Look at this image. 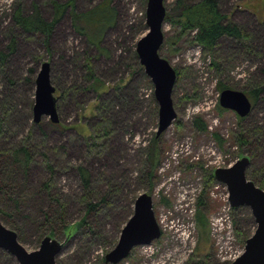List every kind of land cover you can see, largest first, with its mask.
Masks as SVG:
<instances>
[{
	"label": "rangeland",
	"instance_id": "374dc122",
	"mask_svg": "<svg viewBox=\"0 0 264 264\" xmlns=\"http://www.w3.org/2000/svg\"><path fill=\"white\" fill-rule=\"evenodd\" d=\"M51 1L0 0V51H6L10 38H15V51L5 65H0V106L9 104V108L0 107V114L8 117L9 123L0 144L7 149L18 146L23 136L29 135L28 144L35 152L27 171L19 169L14 178L24 186L20 208L13 206L7 194L0 193V221L14 227L28 251L36 249L47 232L44 216L58 217L60 209L50 200L51 195L64 199L67 224L77 222L84 213L77 174V166L83 165L99 192L112 186L118 189L107 207L94 219L89 218L94 230L82 227L66 238L56 229L55 235L63 243L56 264H110L104 255L116 244L132 214L134 200L142 192L151 195L160 236L133 247L115 264H229L226 246H231L232 253L242 252L256 224L249 207L232 210L226 186L211 174L216 167H227L243 155L252 163L246 174L264 167V0H220V11L250 34L254 52H237L232 49L237 43L227 39L216 47L218 57L204 51L192 39V32H180L175 24L180 12L178 0L163 1L168 19L162 27L164 41L159 50L180 75L172 92L176 117L157 136L161 159L149 180L145 175L149 169L148 145L157 129V103L152 101L149 77L139 68L138 57L133 56L136 41L147 31L146 0H112L115 21L98 47L75 29L68 7L54 25L47 50L43 35L23 32L13 15L17 2L24 13L37 4L41 15L51 20ZM101 1L74 0V8L85 12ZM86 56L94 73L89 79ZM215 58L218 68L211 65ZM44 61L50 63L59 126L49 116H42L38 123L33 121L35 78ZM94 77L110 86L104 88L103 98L93 88ZM120 80L121 85L115 87ZM219 81L242 91L261 87L247 120L238 122L234 111L218 109ZM97 100L105 102L109 129L106 148L99 155H90L85 140L99 118L92 110ZM201 123L205 129L199 127ZM249 123L262 127L261 135L238 145L236 135L241 129L246 133ZM45 158L57 174L50 192L42 187L50 176ZM198 209L204 213V225L196 222ZM0 264L18 263L0 249Z\"/></svg>",
	"mask_w": 264,
	"mask_h": 264
},
{
	"label": "trees",
	"instance_id": "16d2710c",
	"mask_svg": "<svg viewBox=\"0 0 264 264\" xmlns=\"http://www.w3.org/2000/svg\"><path fill=\"white\" fill-rule=\"evenodd\" d=\"M145 0H143L144 2ZM178 8L180 10L179 14L176 16L175 24L180 29L182 34H191L192 39L201 46L204 51H209L213 56L218 57V52L216 47L220 46L221 43L225 42L227 39H231L237 44L232 46V49L239 50L244 49L247 54L253 53L254 49L249 44L250 34L246 33L242 26L229 20L225 14L220 11V0H178ZM53 15L51 20H46L40 13V10L37 4H33L29 13L23 12V6L20 2H17V8L14 12L13 18L14 22L23 32L29 34H41L43 35V42L47 46L48 50V39L53 31L54 25L59 21L69 7V13L72 18V23L75 29L82 35L86 37V40L98 47L99 42L101 41L104 32L110 26L114 24L116 11L112 5V0H102L100 3L96 4L89 10L85 12H76L74 0H67L65 2H58L52 0ZM168 19L167 14H165L164 21ZM222 43V44H223ZM163 43L160 46L162 49ZM6 51H0V65H5L7 63L8 57L15 51V38L14 36L10 38L9 43L6 46ZM159 50V54L161 55ZM237 51V52H239ZM235 52V51H234ZM243 52V51H242ZM133 56L137 57L136 51L133 50ZM162 56V55H161ZM86 68H87V79L93 77V68L89 65V57L86 56ZM211 65L218 68L217 59L211 61ZM139 68L142 66L139 64ZM176 79L180 75V71L176 68ZM95 84L93 88L96 90L98 97L103 95L104 88H110V86H105V84L94 77ZM12 81V80H9ZM123 80H120L115 87H119ZM91 85V84H90ZM217 87L219 91L224 88H229L221 81L218 82ZM174 88V87H173ZM107 90V89H106ZM261 87H254L249 91H243L249 99L252 101V106H254V101L260 95ZM242 91V90H241ZM173 92V91H172ZM102 93V94H101ZM102 97V98H103ZM97 98V96H96ZM154 103V99H152ZM105 102L96 101V104L93 105L92 110L95 112L97 118L96 122L90 128V133L86 137V150L90 155L100 154L102 149L107 144V131L110 117L107 116V108L104 107ZM1 107V106H0ZM9 108V104L2 106ZM219 110L221 107L217 106ZM6 110V109H4ZM4 113V112H3ZM8 114V113H7ZM249 115V114H248ZM248 115L245 117H237L238 122L247 120ZM8 117L0 114V140L4 133L8 131ZM59 126L58 123L54 124ZM201 129H205V124L201 123L199 126ZM262 127L258 125H251L250 123L247 127L246 133L245 130L241 129V132L236 135V142L238 145H246L249 143L250 139L261 135ZM44 135V133L42 134ZM215 137L219 139V136L216 134ZM157 136H152L150 143L148 145V164L149 169L146 172V178L152 176L153 172L157 169L160 163L161 157V148L157 141ZM30 143V136H23L21 143L17 146L10 148H4L0 144V193L7 194L8 200L13 203V206L17 209L20 208V204L23 202L21 196V191L24 186L16 183L14 181L15 175H17L18 170L21 169L22 172H26L29 165L31 164L32 158L34 157V150L28 144ZM240 156V154H239ZM250 158V157H249ZM45 165L50 174L49 178L44 181L42 187L44 190L49 191L50 186L54 184L56 179V170L54 165L47 158H45ZM252 167L251 159L248 168ZM78 176L80 179V185L82 188V195L80 197V202L84 207V213L81 218L75 223L67 224L66 218H64V213L66 214V203L64 199L60 196H50V200L57 206L60 210L57 212L58 217L46 214L44 216L46 229L45 235H50L56 237L55 232L58 228L62 231V234L67 238L73 235L82 227H87L89 231L94 230V226L90 225L89 218L94 217L99 214V212L107 207V203L114 199L115 191H117L116 186L104 189L103 193L99 192L96 187L93 186V183L90 178L89 170L83 166H77ZM213 177V175L211 174ZM247 178L253 181L257 186L264 189V167L255 172H247ZM238 208V207H237ZM236 208H232L234 210ZM196 222L199 225L205 224L204 213L198 209L196 213ZM56 224V226L54 225ZM7 227V226H6ZM10 228V227H8ZM14 227H11L12 229ZM14 230V229H12ZM15 231V230H14ZM16 232V231H15ZM17 233V232H16ZM43 235V236H45ZM18 238V234H17ZM58 240V238H57ZM19 241V238H18ZM60 241V240H59Z\"/></svg>",
	"mask_w": 264,
	"mask_h": 264
},
{
	"label": "water",
	"instance_id": "95a60500",
	"mask_svg": "<svg viewBox=\"0 0 264 264\" xmlns=\"http://www.w3.org/2000/svg\"><path fill=\"white\" fill-rule=\"evenodd\" d=\"M164 0H146L145 23L147 31L135 44L138 61L153 85V97L157 103V129L155 135L164 132L176 117L172 91L176 81L175 69L159 54L164 41L163 24L166 10ZM54 86L50 81V63L44 61L35 78L33 121L49 116L52 123L59 118L56 109ZM220 107L245 117L252 110L249 97L241 90L224 88L219 94ZM250 164L247 155L239 157L227 167H216L213 178L226 186L227 201L231 208L247 206L255 221V230L245 239L243 252L229 264H264V189L247 178ZM160 236L152 198L147 192L136 196L132 214L121 228L114 247L104 255L106 263L115 264L126 258L133 247L149 244ZM63 243L45 235L36 249L28 251L17 238V233L0 221V249L15 258L18 264H56Z\"/></svg>",
	"mask_w": 264,
	"mask_h": 264
},
{
	"label": "built area",
	"instance_id": "2783aa9c",
	"mask_svg": "<svg viewBox=\"0 0 264 264\" xmlns=\"http://www.w3.org/2000/svg\"><path fill=\"white\" fill-rule=\"evenodd\" d=\"M221 230V229H220ZM221 239H222V237H221ZM226 248L228 249V250H230V252H231V246L230 245H228V246H226ZM222 248L219 250L220 251V253L222 252ZM229 252V254H228V258H230V261H233V260H235L240 254H241V252L239 253V252H237V251H235V252H231L230 253ZM223 258H224V255L222 256Z\"/></svg>",
	"mask_w": 264,
	"mask_h": 264
}]
</instances>
